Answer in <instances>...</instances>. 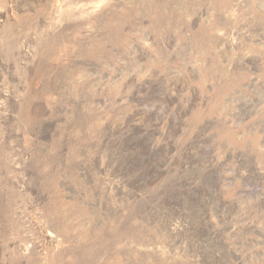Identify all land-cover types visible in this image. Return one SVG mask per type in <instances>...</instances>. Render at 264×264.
Masks as SVG:
<instances>
[{
  "label": "rangeland",
  "instance_id": "1",
  "mask_svg": "<svg viewBox=\"0 0 264 264\" xmlns=\"http://www.w3.org/2000/svg\"><path fill=\"white\" fill-rule=\"evenodd\" d=\"M0 264H264V0H0Z\"/></svg>",
  "mask_w": 264,
  "mask_h": 264
}]
</instances>
